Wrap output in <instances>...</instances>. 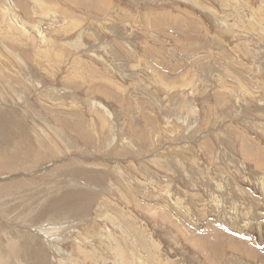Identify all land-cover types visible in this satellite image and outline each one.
Wrapping results in <instances>:
<instances>
[{"label": "rangeland", "instance_id": "obj_1", "mask_svg": "<svg viewBox=\"0 0 264 264\" xmlns=\"http://www.w3.org/2000/svg\"><path fill=\"white\" fill-rule=\"evenodd\" d=\"M0 264H264V0H0Z\"/></svg>", "mask_w": 264, "mask_h": 264}, {"label": "bare ground", "instance_id": "obj_2", "mask_svg": "<svg viewBox=\"0 0 264 264\" xmlns=\"http://www.w3.org/2000/svg\"><path fill=\"white\" fill-rule=\"evenodd\" d=\"M22 1H23V0H22ZM8 2H9V1H8ZM19 2H20V1H19ZM20 3H21V2H20ZM26 4H27V3H26ZM22 5H23V4H22ZM39 5H40V4H39ZM6 6H7V5H6ZM105 6H107V5L105 4ZM108 6H109V4H108ZM20 8H21V7H20ZM107 8H108V7H107ZM54 10H55V9H54ZM56 11H57V10H56ZM155 12H156V11H155ZM143 13H145V12H143ZM126 14H127V13H126ZM151 14H152V13H151ZM157 15H158V14H157ZM157 15H156V16H157ZM153 16H154V15H153ZM12 17H13V16H12ZM128 17H129V16H128ZM128 17H127V18H128ZM143 17H144V16H143ZM129 18H130V17H129ZM144 20H145V19H144ZM146 21H147V17H146ZM154 22L160 24V22H158L157 20L154 21ZM154 22H153V23H154ZM161 22H162V21H161ZM154 24H155V23H154ZM155 25H157V24H155ZM156 28H157V27H156ZM48 35H49V34H48ZM116 41H117V40H116ZM65 45H66V44H65ZM74 49H75V48H74ZM62 50H63V49H62ZM69 54H70V52H69ZM72 55H73V54H72ZM183 55H185V53H184ZM95 91H96V90H95ZM95 91H94V92H95ZM97 92H98V91H97ZM104 96H105V95H104ZM38 124H39V123H38ZM35 126H36V125H35ZM80 128H81V127H80ZM76 129H77V128H76ZM41 133H42V132H41ZM85 133H86V132H85ZM84 136H85V135H84ZM37 137H38V136H37ZM87 140H88V139H87ZM36 148H37V147H36ZM191 243H192V242H191ZM196 244H197V242H196ZM193 246H194V245H193ZM194 247H195V246H194ZM231 247L234 248L232 244H228L227 248L229 249V248H231ZM196 249H197V246H196Z\"/></svg>", "mask_w": 264, "mask_h": 264}, {"label": "crops", "instance_id": "obj_3", "mask_svg": "<svg viewBox=\"0 0 264 264\" xmlns=\"http://www.w3.org/2000/svg\"><path fill=\"white\" fill-rule=\"evenodd\" d=\"M184 54V53H183ZM240 149L241 150H243V149H245V147H244V141L242 140V142L240 143ZM217 221L216 220H212V221H209V223H208V225L211 227V229L213 228V227H215L216 226V228H220V227H217ZM215 225V226H214ZM222 229V228H221ZM227 233H228V231L227 230H225ZM242 237H243V235H242Z\"/></svg>", "mask_w": 264, "mask_h": 264}]
</instances>
